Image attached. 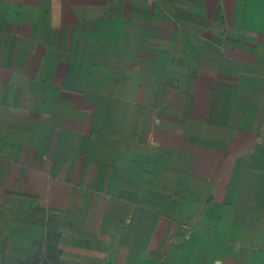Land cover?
<instances>
[{
	"label": "crops",
	"instance_id": "obj_1",
	"mask_svg": "<svg viewBox=\"0 0 264 264\" xmlns=\"http://www.w3.org/2000/svg\"><path fill=\"white\" fill-rule=\"evenodd\" d=\"M40 5L0 0V69L5 37L20 23L35 30ZM75 7L86 104L74 123L44 125L42 185L28 208L45 216L30 220L23 247L33 254L57 230L61 262L104 264L118 252L125 264H161L213 231L231 238L223 246L242 242L264 208V0ZM3 100L0 86V119ZM37 137L24 129L11 140L28 148Z\"/></svg>",
	"mask_w": 264,
	"mask_h": 264
},
{
	"label": "rangeland",
	"instance_id": "obj_2",
	"mask_svg": "<svg viewBox=\"0 0 264 264\" xmlns=\"http://www.w3.org/2000/svg\"><path fill=\"white\" fill-rule=\"evenodd\" d=\"M75 1L36 0L42 5L36 6L35 30L19 22L18 36L5 37V50L10 52L4 54L0 69L5 103L0 119L4 127L0 138V264H89L70 258L61 262L57 230L47 232L43 241H36L33 254L23 247L30 220L36 216L38 224L45 216L41 205L36 211L28 208L33 207L42 185L38 179L43 168L44 125L60 118L74 123L78 109L86 104L79 97L82 87L77 86ZM26 10V4L21 5V19L26 17ZM6 105L13 109L11 113ZM24 129L38 137L29 140L28 148H19L12 143V134L19 136ZM27 177H31L30 182L23 181ZM213 233L205 243L189 247L184 254H174L161 264H264V208H260L259 219L244 222V239L237 245L223 246L231 238L225 240ZM19 257L25 259L18 261ZM124 258L126 254L117 252L104 264H125L121 261Z\"/></svg>",
	"mask_w": 264,
	"mask_h": 264
}]
</instances>
